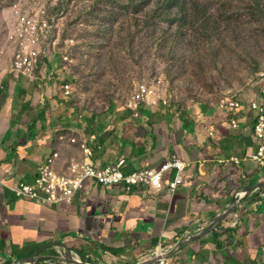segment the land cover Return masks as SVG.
Wrapping results in <instances>:
<instances>
[{"label":"crops","instance_id":"1","mask_svg":"<svg viewBox=\"0 0 264 264\" xmlns=\"http://www.w3.org/2000/svg\"><path fill=\"white\" fill-rule=\"evenodd\" d=\"M41 85L0 74V264H53L68 252L88 264H142L154 261L159 248L171 254L189 238L167 264H264V166L251 158L259 141L249 131L255 112L171 104L140 106L137 117L117 107L82 120ZM263 90L264 80L239 97L259 101ZM84 144L93 165L124 160L126 173L159 171L177 156L186 165L184 184L169 192L172 170L160 194L89 182L71 205L14 196L54 154L60 173L82 162ZM234 198L231 214L203 234Z\"/></svg>","mask_w":264,"mask_h":264},{"label":"rangeland","instance_id":"2","mask_svg":"<svg viewBox=\"0 0 264 264\" xmlns=\"http://www.w3.org/2000/svg\"><path fill=\"white\" fill-rule=\"evenodd\" d=\"M42 9L68 62L51 55L55 79L39 83L82 120L144 107L143 85L183 107L219 105L264 79V0H0V74L18 18Z\"/></svg>","mask_w":264,"mask_h":264},{"label":"built area","instance_id":"3","mask_svg":"<svg viewBox=\"0 0 264 264\" xmlns=\"http://www.w3.org/2000/svg\"><path fill=\"white\" fill-rule=\"evenodd\" d=\"M56 25L54 20L47 19V13L44 9L39 10L35 17H19L16 25V53L11 65L10 74L17 80L28 82H39L40 76L45 77V81H54V73L50 68V56L59 55L63 63L68 62V57L57 52L58 39L56 38ZM71 43L74 41L71 40ZM264 78V76H263ZM264 80V79H263ZM66 92L70 87L63 88ZM138 98L144 106L161 107L169 106L168 100L160 101L151 96V91L146 85L139 89ZM243 107L256 113V121L249 131L256 140L259 141L257 151L252 155V160L259 166H264V90L261 92L260 100L247 102L237 94L227 96L219 108L238 113ZM135 116H138L140 105L135 103L130 107ZM231 125L236 129L238 124L235 120ZM245 131L248 128L244 129ZM84 160L80 163H72L67 172L60 173L55 168V162L58 160V154H54L38 171V176L33 184H20L13 190V194L18 199H25L32 202H39L49 206L71 205L76 195L82 192L89 182L104 188L121 187L125 188L128 193L135 190L147 189L154 194H160L164 189L165 177L175 171L174 178L168 185L171 194H175L184 184V171L186 165L177 156L170 158L161 170H143L132 173H126V162L119 161L116 165H111L100 169L93 165V151L85 144L82 146ZM167 255L166 250L159 248L155 252L156 257L161 260L154 264H167L164 257ZM75 260L81 261L77 256ZM68 256L59 261L66 262Z\"/></svg>","mask_w":264,"mask_h":264},{"label":"water","instance_id":"4","mask_svg":"<svg viewBox=\"0 0 264 264\" xmlns=\"http://www.w3.org/2000/svg\"><path fill=\"white\" fill-rule=\"evenodd\" d=\"M262 184H264V183H262ZM262 184L258 185L257 187H260ZM257 187H256V188H257ZM252 188L254 189L255 187H252ZM235 204H236V199L234 198V199H233V202H232V205H231V207H230V209H229L226 213H224L221 217L217 218L216 221H214V222L210 225V227H208V229H206V231H205L203 234H205V233H207L209 230L213 229V228L218 224V222H219L221 219L226 218L228 215H230L231 212H232V210H233V208L235 207ZM193 238H194V237H193ZM191 240H192V238H189V239H187V240H184V241L178 243V245L176 246V248L174 249V251H173L171 254H167V255L164 257V259L167 260V259L171 258V257L173 256V254H174L177 250L180 249V247H182L185 243H187L188 241H191ZM67 256H68L69 259H68L65 263H64V262H61V261H58L57 263H53V264H88V263H85V262H82V261H79V260H75V259H73L71 253H69V252L67 253ZM160 260H161L160 257H156V258L154 259V261H152V262L149 261L148 263H142V264H154V263H156V262H159ZM18 264H42V263H39L38 261H35V260H33V259H24V260L20 261Z\"/></svg>","mask_w":264,"mask_h":264}]
</instances>
